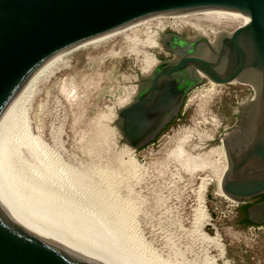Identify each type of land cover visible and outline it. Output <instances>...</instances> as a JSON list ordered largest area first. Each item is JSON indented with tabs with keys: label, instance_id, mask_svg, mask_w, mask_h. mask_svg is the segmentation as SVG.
Here are the masks:
<instances>
[{
	"label": "water",
	"instance_id": "obj_1",
	"mask_svg": "<svg viewBox=\"0 0 264 264\" xmlns=\"http://www.w3.org/2000/svg\"><path fill=\"white\" fill-rule=\"evenodd\" d=\"M196 13L235 27L214 30L211 39L158 33L172 56L137 78L112 125L122 145L138 150L177 116L202 79L247 85L252 94L222 133L218 188L235 203L264 194V0H0V119L55 56L152 18ZM245 219L264 224V199L245 207ZM0 264H119L96 214L1 140Z\"/></svg>",
	"mask_w": 264,
	"mask_h": 264
},
{
	"label": "rangeland",
	"instance_id": "obj_2",
	"mask_svg": "<svg viewBox=\"0 0 264 264\" xmlns=\"http://www.w3.org/2000/svg\"><path fill=\"white\" fill-rule=\"evenodd\" d=\"M146 27L156 30L153 45L144 43ZM234 27L201 13L138 23L62 53L30 96L25 129L43 150L23 156L40 161L39 167L51 163L65 177L69 170L86 172L88 186L98 190L88 187L80 197L102 214L100 221H112L109 237L120 236V250L135 264H264V224H239L240 203L224 199L216 180L223 165L222 133L235 122L249 86L201 83L187 94L172 124L138 150L122 145L112 125L137 78L164 53L158 33L209 36ZM147 57L153 64L146 69Z\"/></svg>",
	"mask_w": 264,
	"mask_h": 264
},
{
	"label": "bare ground",
	"instance_id": "obj_3",
	"mask_svg": "<svg viewBox=\"0 0 264 264\" xmlns=\"http://www.w3.org/2000/svg\"><path fill=\"white\" fill-rule=\"evenodd\" d=\"M203 15H204V17H205L206 20H208V19L209 20H213L216 23H220L221 22L220 20H218V19H216V18H214L212 16H209L207 14H203ZM183 16H186V15H183ZM183 16H177V17H183ZM157 18H160V17H157ZM152 19H154V18H152ZM143 22H145V21H143ZM139 23H142V22H139ZM159 24H160V21H158L156 23V27ZM125 29H127V28H125ZM123 30L124 29L119 30V31H116V32H113V33H110V34L103 35L98 40L93 41V42H87V43H95V42L102 41V40H104V39H106V38H108V37H110V36H112V35L120 32V31H123ZM145 33H146V36H145V39H144V43L145 44L147 43L148 45H153L154 42H155L154 41V37H155V34H156V30L150 31L149 27H146L145 28ZM133 39H135V37H132L131 40H133ZM87 43H84V44H87ZM133 43L136 44V43H138V41L137 40L136 41L133 40ZM84 44H82V45H84ZM131 48H134V46H132ZM61 61L62 60H61V56L60 55L55 56L48 63H46L35 75H33L29 79V81L24 85V87L21 89V91L18 93V95L15 97V99L12 101V103L10 104V106L8 107V109L6 110V112L4 113V115L2 116V118L0 119V140L7 147H9L10 149H12L13 151H15L16 153H18V154H20L22 156H23V154H22L23 151H28L30 153V155L33 157L38 151L43 150L42 149V146L37 142L38 140L36 141V138L35 137H31L27 133L26 129L28 127L25 129V121H26V116H27V114H26V108H27V105L29 103L30 96L34 92V88H35L36 84L38 82L43 81L44 79H46L55 70V68L57 67L58 63H60ZM145 61H146V69L149 68L153 64V60H150V58H148V57L145 58ZM36 88H38V87H36ZM26 124H28V123H26ZM36 150H37V152H36ZM220 154L222 155L223 165L221 166V168L218 171L217 176H216L217 186H218V183H219V179H220L221 173H222V171H223V169L225 167V160H224V156H223V151L222 150L220 151ZM36 157H34V158H36ZM34 161H35V159L32 162H34ZM41 161H42V159H41ZM39 162L40 161H35L34 163L36 165H38ZM50 164H48L47 162L41 163L42 166L40 168H42L49 176H51L58 183H60L64 187H66L69 191H71L74 195H76L80 200H82V198H83V196L80 197L82 195L81 193L87 192L88 187L89 188H93L95 186L94 184H92V186L91 185L88 186V184L91 183L90 182L91 180H90V177H87L86 172L74 173V171H70L69 170L68 173H67L68 175L65 177V174L58 173V170L59 169L56 170L57 169L56 166H55L56 168L54 169L53 166L50 165ZM60 170H61V168H60ZM63 171H61V172H63ZM65 171H64V173H65ZM69 178L71 179V182H70V179ZM100 183H101V181H100ZM100 183H98V184H100ZM98 184L96 185V187H99ZM104 185H105V183H104ZM105 187H106V185H105ZM95 189L98 190V188H95ZM100 189H102V187ZM82 201L87 205V203H86L87 201L85 202L84 199ZM88 207H90V205H88ZM93 212L96 214V216L98 218H99V216L102 215L101 213H97L95 211H93ZM99 220H101V219L99 218ZM101 223H102L104 229L106 230L107 234H108V232L110 233V230L112 228V227L110 228V225H112V221L109 222L107 220L106 221L105 220H102ZM113 225H114V223H113ZM111 234H110V236H112ZM108 237H109V235H108ZM115 237H116V235H115ZM115 237L114 236L113 237H109V239H110L111 245L113 247V250L115 252L116 258L118 260V263L119 264H135L131 260V257H129V256H132V255L129 254V256H128L127 255L128 253H124L125 251L123 252V248H122V250H120V248H121L120 246L121 245L119 246L118 245L119 243H117V239L120 236L117 239ZM120 243H123V242H121V240H120ZM123 246L124 245L122 244V247ZM126 246L124 248L127 251ZM127 247H129V246H127Z\"/></svg>",
	"mask_w": 264,
	"mask_h": 264
},
{
	"label": "flooded vegetation",
	"instance_id": "obj_4",
	"mask_svg": "<svg viewBox=\"0 0 264 264\" xmlns=\"http://www.w3.org/2000/svg\"><path fill=\"white\" fill-rule=\"evenodd\" d=\"M164 32H173V33H177L178 35H194L193 33H187V32H185V31H179V30H174V29H167V30H163V31H161L160 33H164ZM212 32L213 31H211V35H207V34H205L206 35V37H208L209 39H211L212 38ZM158 38H159V36H158ZM162 49H163V51H164V53L162 54V55H160V59H162V58H167V57H170V56H172V53L170 52V51H168V50H166L165 48H163L162 47ZM205 81H207L206 79H202V81L200 82V84L201 83H203V82H205ZM209 82V81H208ZM200 84H198V85H200ZM197 85V86H198ZM215 85V84H214ZM197 86H195V87H197ZM194 87V88H195ZM194 88H192L190 91H188L187 92V94L189 93V92H191ZM187 94H186V96H187ZM252 94V91H251V89L249 88V91H247L246 92V95L243 97V99H245L246 97H248L249 95H251ZM186 96H185V98H186ZM184 98V99H185ZM181 109V108H180ZM180 111V110H179ZM178 114H179V112H178ZM177 114V115H178ZM175 118H177V116L175 117ZM175 118H173L167 125H165L164 126V128H163V130L167 127V126H169V125H171L172 124V122L175 120ZM162 130V131H163ZM161 131V132H162ZM261 195V194H260ZM259 196V195H258ZM258 196H255V197H253L252 199H250V200H248V201H246V202H244V203H240V205L241 206H247V205H249V204H251V203H253V202H256V201H259V200H262V199H259L258 198ZM240 211V213H241V209L239 210ZM239 219V221H241V219H243V216H242V214L238 217ZM239 224H241L240 222H239Z\"/></svg>",
	"mask_w": 264,
	"mask_h": 264
},
{
	"label": "trees",
	"instance_id": "obj_5",
	"mask_svg": "<svg viewBox=\"0 0 264 264\" xmlns=\"http://www.w3.org/2000/svg\"><path fill=\"white\" fill-rule=\"evenodd\" d=\"M258 198L259 199H264V194H261V195H259L258 196ZM245 207L246 206H239V208H238V212H239V214L241 215L242 214V216H243V219H241V221H239L242 225H248V224H251L249 221H247L246 219H245ZM241 209V213H240V210Z\"/></svg>",
	"mask_w": 264,
	"mask_h": 264
},
{
	"label": "built area",
	"instance_id": "obj_6",
	"mask_svg": "<svg viewBox=\"0 0 264 264\" xmlns=\"http://www.w3.org/2000/svg\"><path fill=\"white\" fill-rule=\"evenodd\" d=\"M167 26V25H166ZM162 28H165V27H162ZM171 28V27H170ZM224 199H226V200H228L227 198H225V197H223ZM230 201V200H229ZM230 202H232V201H230ZM235 203V202H234Z\"/></svg>",
	"mask_w": 264,
	"mask_h": 264
}]
</instances>
